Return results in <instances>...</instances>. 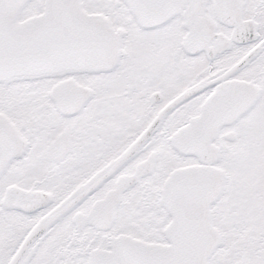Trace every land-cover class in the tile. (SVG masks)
I'll return each instance as SVG.
<instances>
[{"label": "snow or ice", "instance_id": "1", "mask_svg": "<svg viewBox=\"0 0 264 264\" xmlns=\"http://www.w3.org/2000/svg\"><path fill=\"white\" fill-rule=\"evenodd\" d=\"M0 264H264V0H0Z\"/></svg>", "mask_w": 264, "mask_h": 264}]
</instances>
